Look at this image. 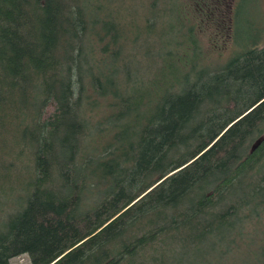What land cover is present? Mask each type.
<instances>
[{
	"label": "trees",
	"instance_id": "16d2710c",
	"mask_svg": "<svg viewBox=\"0 0 264 264\" xmlns=\"http://www.w3.org/2000/svg\"><path fill=\"white\" fill-rule=\"evenodd\" d=\"M123 2L0 0V128L18 131L0 147V174H29L16 205L0 204V264L24 253L31 264H164L225 240L214 260L235 264L231 251L256 244L264 42L205 64L185 10L201 56L178 55L164 67L173 78L152 80L129 49L159 18ZM259 242L252 264H264Z\"/></svg>",
	"mask_w": 264,
	"mask_h": 264
},
{
	"label": "rangeland",
	"instance_id": "374dc122",
	"mask_svg": "<svg viewBox=\"0 0 264 264\" xmlns=\"http://www.w3.org/2000/svg\"><path fill=\"white\" fill-rule=\"evenodd\" d=\"M119 6L125 13L134 16L142 14L159 18L160 23L155 26L156 36L138 35L135 30L131 41L137 38V42L136 44L131 43L129 49H134L137 53L135 56H129V63L138 64L142 70L148 67V75L152 80L173 78L174 76L168 75L164 67L167 64L177 65L178 55L186 52L190 59L201 56L193 49L195 37L189 34L188 26L181 27V23L186 19L185 16L193 22L195 34L202 42L206 55L205 64L210 62L213 65H223L249 44L264 42V0H159L158 2L124 0ZM183 11H185V16ZM163 21L166 23L164 24ZM112 63V59H106L102 67L106 68ZM8 122L2 130L0 128V147L3 144L13 143V136L18 133L16 130L14 134L12 133L11 122ZM28 176L29 174L24 169L21 170L20 166L13 169L9 176L0 174L1 205L7 204L9 207L16 205V200L20 197L17 184L23 183ZM263 226L258 231L263 232ZM258 231L253 238L256 240L254 246L243 248L238 254H233L235 251L228 254L229 258L234 257L235 264L254 263L252 257L257 246L261 244L259 241L264 239ZM224 247H226V240L216 250ZM217 251L203 255L202 251H195L190 246L179 247L164 264H224L225 260L221 257L214 260L218 254ZM10 264L31 263L28 254L24 253L11 258Z\"/></svg>",
	"mask_w": 264,
	"mask_h": 264
},
{
	"label": "water",
	"instance_id": "95a60500",
	"mask_svg": "<svg viewBox=\"0 0 264 264\" xmlns=\"http://www.w3.org/2000/svg\"><path fill=\"white\" fill-rule=\"evenodd\" d=\"M255 105H256V104H255ZM253 107H254V106H253ZM177 170H178V169H177ZM177 170H174V171L171 172V173H174V172H176ZM171 173H170V174H171ZM170 174H169V175H170ZM159 182H160V181H158L156 184H158ZM156 184H155V185H156Z\"/></svg>",
	"mask_w": 264,
	"mask_h": 264
}]
</instances>
